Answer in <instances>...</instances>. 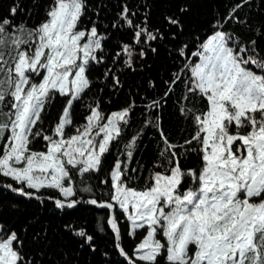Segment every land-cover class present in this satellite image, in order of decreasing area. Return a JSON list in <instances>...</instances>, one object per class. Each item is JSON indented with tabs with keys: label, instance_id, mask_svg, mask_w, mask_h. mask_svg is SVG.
<instances>
[{
	"label": "snow or ice",
	"instance_id": "obj_1",
	"mask_svg": "<svg viewBox=\"0 0 264 264\" xmlns=\"http://www.w3.org/2000/svg\"><path fill=\"white\" fill-rule=\"evenodd\" d=\"M0 264H264V0H0Z\"/></svg>",
	"mask_w": 264,
	"mask_h": 264
},
{
	"label": "trees",
	"instance_id": "obj_2",
	"mask_svg": "<svg viewBox=\"0 0 264 264\" xmlns=\"http://www.w3.org/2000/svg\"><path fill=\"white\" fill-rule=\"evenodd\" d=\"M130 131H132V130H130ZM151 155H152V146L149 145L148 148L144 151L143 156L146 160L150 161ZM141 162H144V161L142 160ZM104 243H105L104 239L101 238V244H104Z\"/></svg>",
	"mask_w": 264,
	"mask_h": 264
}]
</instances>
